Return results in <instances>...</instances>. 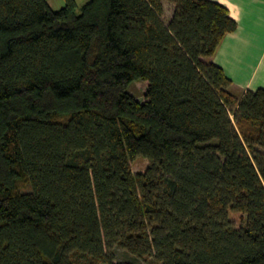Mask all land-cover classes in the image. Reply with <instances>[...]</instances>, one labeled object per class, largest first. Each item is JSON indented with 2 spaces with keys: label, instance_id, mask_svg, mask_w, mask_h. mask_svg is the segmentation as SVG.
<instances>
[{
  "label": "trees",
  "instance_id": "trees-1",
  "mask_svg": "<svg viewBox=\"0 0 264 264\" xmlns=\"http://www.w3.org/2000/svg\"><path fill=\"white\" fill-rule=\"evenodd\" d=\"M237 26L214 0H0V264H264V88L208 60Z\"/></svg>",
  "mask_w": 264,
  "mask_h": 264
},
{
  "label": "crops",
  "instance_id": "crops-1",
  "mask_svg": "<svg viewBox=\"0 0 264 264\" xmlns=\"http://www.w3.org/2000/svg\"><path fill=\"white\" fill-rule=\"evenodd\" d=\"M53 10L52 3L47 0ZM227 7L236 20L208 60L220 65L232 80L229 90L240 97L244 90L264 88V0H214ZM164 9L167 1L163 2ZM169 6H172L171 4ZM171 16V13L168 17Z\"/></svg>",
  "mask_w": 264,
  "mask_h": 264
},
{
  "label": "rangeland",
  "instance_id": "rangeland-1",
  "mask_svg": "<svg viewBox=\"0 0 264 264\" xmlns=\"http://www.w3.org/2000/svg\"><path fill=\"white\" fill-rule=\"evenodd\" d=\"M52 3L54 8H59L65 3V0H49ZM78 4H82L87 0H75ZM170 4H166L165 8V16L163 19L167 22V17L170 13H172L173 6H169ZM128 90L137 98L143 96L144 84L140 83L139 81H134L128 86ZM148 165V161L146 158L137 157L131 163V168L134 173L141 172L145 170ZM230 219H232L237 227L241 225V213L237 212H230L229 213ZM117 258L118 259H126L128 255L121 250H117Z\"/></svg>",
  "mask_w": 264,
  "mask_h": 264
}]
</instances>
